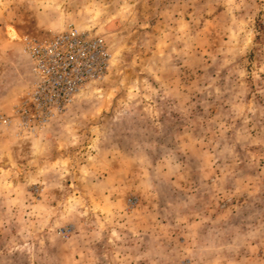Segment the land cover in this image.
<instances>
[{
  "label": "rangeland",
  "instance_id": "obj_1",
  "mask_svg": "<svg viewBox=\"0 0 264 264\" xmlns=\"http://www.w3.org/2000/svg\"><path fill=\"white\" fill-rule=\"evenodd\" d=\"M69 25L109 71L27 122ZM0 264H264V0H0Z\"/></svg>",
  "mask_w": 264,
  "mask_h": 264
},
{
  "label": "built area",
  "instance_id": "obj_2",
  "mask_svg": "<svg viewBox=\"0 0 264 264\" xmlns=\"http://www.w3.org/2000/svg\"><path fill=\"white\" fill-rule=\"evenodd\" d=\"M32 83L20 112L27 122L47 123L66 112L90 84L104 79L112 55L105 43L74 25L29 42Z\"/></svg>",
  "mask_w": 264,
  "mask_h": 264
},
{
  "label": "bare ground",
  "instance_id": "obj_3",
  "mask_svg": "<svg viewBox=\"0 0 264 264\" xmlns=\"http://www.w3.org/2000/svg\"><path fill=\"white\" fill-rule=\"evenodd\" d=\"M8 35L12 39L22 40L21 34L15 28H11L8 32Z\"/></svg>",
  "mask_w": 264,
  "mask_h": 264
}]
</instances>
